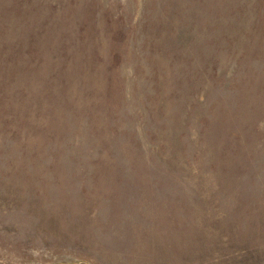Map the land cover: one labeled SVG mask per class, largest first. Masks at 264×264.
<instances>
[{"label": "rangeland", "instance_id": "rangeland-1", "mask_svg": "<svg viewBox=\"0 0 264 264\" xmlns=\"http://www.w3.org/2000/svg\"><path fill=\"white\" fill-rule=\"evenodd\" d=\"M0 264H264V0H0Z\"/></svg>", "mask_w": 264, "mask_h": 264}]
</instances>
